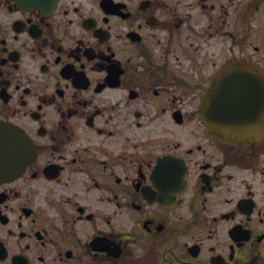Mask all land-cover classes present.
<instances>
[{
    "label": "flooded vegetation",
    "instance_id": "flooded-vegetation-1",
    "mask_svg": "<svg viewBox=\"0 0 264 264\" xmlns=\"http://www.w3.org/2000/svg\"><path fill=\"white\" fill-rule=\"evenodd\" d=\"M257 72L264 0H0V264H264Z\"/></svg>",
    "mask_w": 264,
    "mask_h": 264
},
{
    "label": "water",
    "instance_id": "water-1",
    "mask_svg": "<svg viewBox=\"0 0 264 264\" xmlns=\"http://www.w3.org/2000/svg\"><path fill=\"white\" fill-rule=\"evenodd\" d=\"M247 74L248 75H252L253 76V72L250 70H247ZM254 79L256 80L257 83V87L263 90V98L262 101L260 102V104L262 105V108L260 111H262V116L264 118V73L262 72H257L256 76L254 74ZM213 96V92H211L209 94V99L212 98ZM208 100L205 101L204 103V107L207 108L208 107ZM250 128H246L244 130L238 131L237 133H232V134H226L227 138H232V139H244V140H252L255 139L256 135L255 133H253L251 130H249Z\"/></svg>",
    "mask_w": 264,
    "mask_h": 264
}]
</instances>
